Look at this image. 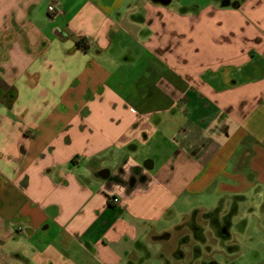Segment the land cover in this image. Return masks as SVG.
Wrapping results in <instances>:
<instances>
[{
	"label": "crops",
	"instance_id": "1",
	"mask_svg": "<svg viewBox=\"0 0 264 264\" xmlns=\"http://www.w3.org/2000/svg\"><path fill=\"white\" fill-rule=\"evenodd\" d=\"M262 197L264 0H0V264H197Z\"/></svg>",
	"mask_w": 264,
	"mask_h": 264
},
{
	"label": "rangeland",
	"instance_id": "2",
	"mask_svg": "<svg viewBox=\"0 0 264 264\" xmlns=\"http://www.w3.org/2000/svg\"><path fill=\"white\" fill-rule=\"evenodd\" d=\"M158 145L165 147L164 141L150 138L146 144L139 145L138 151L134 154V159L138 160L140 164L146 159H152L158 164L162 157ZM248 200L250 202H242L234 198V203L238 206L236 213L230 214L231 225L227 229L230 233L229 237L219 235L215 226L208 223L211 220L206 219L205 213L207 214V212L199 208L200 203L195 200L192 204H188L190 209L188 218L192 220L196 216L204 224L203 230L206 232L204 238L200 240L201 242L197 243L199 254L194 257L198 258L197 264H212L211 261L215 264H264V197H262L259 205H256V200L253 198ZM227 212L214 210L210 214L221 220ZM226 216L229 217V213ZM245 222L247 223L246 228H244ZM186 230L189 229L186 228ZM188 235H191V232ZM159 246L157 243H153L150 250L155 258L144 264H177V260L170 255L176 244L165 245L164 249ZM189 247L191 248L192 244ZM176 251L178 252V248L174 250V254ZM189 260H180L178 264H189Z\"/></svg>",
	"mask_w": 264,
	"mask_h": 264
},
{
	"label": "flooded vegetation",
	"instance_id": "3",
	"mask_svg": "<svg viewBox=\"0 0 264 264\" xmlns=\"http://www.w3.org/2000/svg\"><path fill=\"white\" fill-rule=\"evenodd\" d=\"M227 214H225V215H223V218L221 219V220H218L216 217H215V215L213 216H211L210 217V220H211V224L213 225V226H215V228H216V231H217V233H219V235H221V236H223V237H229L230 236V234L228 233V231H227V229H228V225H229V217L228 216H226ZM210 224V225H211ZM225 231V232H224ZM204 237L202 236V237H200V239H197V243H199V242H201L200 240H202ZM197 243L193 246L194 248H193V250L195 251V252H197V254H199V249H198V247H197Z\"/></svg>",
	"mask_w": 264,
	"mask_h": 264
},
{
	"label": "built area",
	"instance_id": "4",
	"mask_svg": "<svg viewBox=\"0 0 264 264\" xmlns=\"http://www.w3.org/2000/svg\"><path fill=\"white\" fill-rule=\"evenodd\" d=\"M48 12H49L50 15H52V16L56 15L57 10H56V8H55V6H54L53 4H49V6H48ZM112 201H113L114 203H116V202H118V198L113 197V198H112Z\"/></svg>",
	"mask_w": 264,
	"mask_h": 264
},
{
	"label": "trees",
	"instance_id": "5",
	"mask_svg": "<svg viewBox=\"0 0 264 264\" xmlns=\"http://www.w3.org/2000/svg\"><path fill=\"white\" fill-rule=\"evenodd\" d=\"M77 44H78V46L85 48V46H81V41H78Z\"/></svg>",
	"mask_w": 264,
	"mask_h": 264
}]
</instances>
